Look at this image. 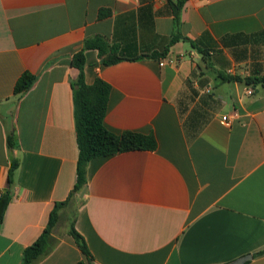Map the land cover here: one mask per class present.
Listing matches in <instances>:
<instances>
[{
	"label": "crops",
	"instance_id": "0c3cea01",
	"mask_svg": "<svg viewBox=\"0 0 264 264\" xmlns=\"http://www.w3.org/2000/svg\"><path fill=\"white\" fill-rule=\"evenodd\" d=\"M177 1L0 0V197L20 163L0 264L22 263L75 187L72 58L98 36L146 56L104 66L85 52L87 85L111 88L105 127L153 135L157 147L92 159L85 196L58 209L37 264H264V87L245 83L264 76V0H186L178 22ZM25 72L36 81L16 95Z\"/></svg>",
	"mask_w": 264,
	"mask_h": 264
},
{
	"label": "trees",
	"instance_id": "16d2710c",
	"mask_svg": "<svg viewBox=\"0 0 264 264\" xmlns=\"http://www.w3.org/2000/svg\"><path fill=\"white\" fill-rule=\"evenodd\" d=\"M185 2L186 0H179L173 4V11L177 22L180 10ZM107 14L108 12L103 10L100 12V17H104ZM182 39L179 35L174 36L170 44L172 45ZM192 45L195 46L193 43ZM88 50H97L101 58V64L104 66H110L125 60L136 61L146 57L126 58L118 53L116 47L111 46L105 38L100 36L85 40L81 50L73 56L72 65L79 71L78 78L72 82L76 135L79 148L77 180L68 200L55 205V208L51 212L48 225L40 237L24 250L21 264H37L39 260L48 254L51 248V234L57 223V211L60 207L67 205L72 197L80 195L87 187V167L92 159L135 150H155L157 147V142L153 135H143L134 132L115 134L105 127L104 121L107 114L111 88L101 79H97L93 85H87L85 82V52ZM167 50L161 55H153L152 58L166 55ZM201 53L205 56V52L201 51ZM226 79L228 81H242L239 77H227ZM35 81L36 75L25 72L15 85V94H24L34 85ZM245 83L251 87H264V76L248 78L245 80ZM7 143L10 148L17 147L13 136L8 137ZM19 165L20 163L17 159L11 161L9 183L0 197V223L3 222L7 208L12 200L15 175ZM70 235L82 253L91 261L92 255L88 246L84 238L75 229L74 224L71 226ZM263 253L264 251H261L257 255Z\"/></svg>",
	"mask_w": 264,
	"mask_h": 264
},
{
	"label": "water",
	"instance_id": "95a60500",
	"mask_svg": "<svg viewBox=\"0 0 264 264\" xmlns=\"http://www.w3.org/2000/svg\"><path fill=\"white\" fill-rule=\"evenodd\" d=\"M86 194V188L82 191V193L80 194V197L83 198ZM253 259L252 255H247L244 256L236 261H234L232 264H245L246 262L250 261Z\"/></svg>",
	"mask_w": 264,
	"mask_h": 264
},
{
	"label": "built area",
	"instance_id": "2783aa9c",
	"mask_svg": "<svg viewBox=\"0 0 264 264\" xmlns=\"http://www.w3.org/2000/svg\"><path fill=\"white\" fill-rule=\"evenodd\" d=\"M164 64H165V60H164L160 65H161V66H164ZM253 93H254V91H253L252 89H250V90L247 91V94H248V95H252ZM222 121L229 123L227 117H223V118H222Z\"/></svg>",
	"mask_w": 264,
	"mask_h": 264
}]
</instances>
